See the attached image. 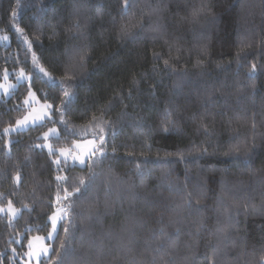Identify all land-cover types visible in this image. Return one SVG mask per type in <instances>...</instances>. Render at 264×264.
I'll return each mask as SVG.
<instances>
[{"label":"trees","instance_id":"16d2710c","mask_svg":"<svg viewBox=\"0 0 264 264\" xmlns=\"http://www.w3.org/2000/svg\"><path fill=\"white\" fill-rule=\"evenodd\" d=\"M2 34L0 76L34 78L0 96V205L20 209L0 214V264H22L57 201L40 264L65 228L63 264H264V0H0ZM29 88L56 122L7 135ZM50 126L53 148L95 132L106 155L58 165Z\"/></svg>","mask_w":264,"mask_h":264},{"label":"snow or ice","instance_id":"6c2138e0","mask_svg":"<svg viewBox=\"0 0 264 264\" xmlns=\"http://www.w3.org/2000/svg\"><path fill=\"white\" fill-rule=\"evenodd\" d=\"M19 6V5H17ZM12 16L13 18H15L16 13L15 11L12 12ZM76 27L78 28L79 25L77 24ZM19 31L21 33H23L22 29H19ZM29 47H31V44L29 43ZM83 59V58H82ZM33 62L35 64L36 62V57L35 54H33ZM165 64H167V61H165ZM253 70H255V65H253ZM39 72L43 73V75L45 77H47L49 79V81H52L53 78L45 71L44 68H39ZM34 75H29V76H25V73L23 72V70H21L19 72V74L17 75V80L18 82L23 81L24 79H33ZM61 83H63V81H61ZM74 95V93H70L68 91L64 92V97L62 99V107L55 109V112L58 113L61 117L59 123L62 125H65V127H67V122L63 119L64 113L65 111H67V104H68V100L70 98V96ZM35 94L32 93L31 91H29V99H27L25 101L26 104L31 103L32 98H34ZM53 112V107L52 105L49 104H45L42 106L41 109L39 110H33L32 113H29L28 115H26L23 119H18L16 121V126L14 128H5L4 132L5 133H9L12 131H20L23 129H26L28 127H42L44 125L45 122H56L55 120H53L52 116L49 115V113ZM255 126V125H253ZM165 131H168V129H164ZM72 134H74V132H72ZM93 136L96 137L97 133H93ZM44 137L45 138H49V137H55L57 139H59V136L57 134V129L52 128L49 129V131L47 133H44ZM87 144L89 145L88 150L86 152H82L80 155H74L73 152L71 150H65V149H60V157L62 159H58L56 161V163L59 165L62 161L67 163V161L69 160V158L73 161V163H75L76 161H79L80 165H84L86 163H88L89 161H92L94 157L98 158V156H104L106 155V153L104 152V146H105V136L104 135H99V143H96L95 140H91V141H87ZM74 148H79L80 146L75 144V142H73ZM50 154H55V151L53 150ZM58 180H66V177H57ZM81 184H84V181L81 180ZM77 192L80 191V189L76 190ZM73 195V193H67L65 194V196L63 198L58 197V199H65L67 200L69 197H71ZM9 207L11 209V202H9ZM68 208H71V205L68 206ZM12 211H15L14 209H12ZM68 216V210L65 208H60L58 209L57 214H54L52 217H50L49 219L52 221V230L48 232L46 239L50 240V241H54L56 236L58 235V224L60 222H62L65 217ZM69 223H71V221H69ZM178 231V230H177ZM69 229L65 228V238L61 241L60 244V250L58 252L57 255V259L54 262V264H63L62 258L67 250V246H68V241H69ZM39 239H45V238H39ZM29 248H32V243L29 242ZM49 247H44L41 246L39 249L35 250V251H30L29 253H27L26 255H29L30 257H35L38 260H40L41 258L43 259H47L48 255H49Z\"/></svg>","mask_w":264,"mask_h":264},{"label":"rangeland","instance_id":"374dc122","mask_svg":"<svg viewBox=\"0 0 264 264\" xmlns=\"http://www.w3.org/2000/svg\"><path fill=\"white\" fill-rule=\"evenodd\" d=\"M0 43L2 44H8L9 43V39H8V35L7 34H2L0 35ZM20 70L15 72L14 74L10 73L9 71L5 70L2 72L1 76H0V96H4V97H8L11 95L12 91H14L19 84L26 82L29 83V79H24L23 81L18 82L17 80V75L19 74ZM25 73V76H29V74H27L25 71H23ZM29 91H31L32 93H34V91L29 88V90L27 91V93L25 94L24 98H23V107L26 108V110L24 111V114H22L20 117L16 118L15 120L17 121L18 119H23L26 115H28L29 113H32L33 110H39L42 108L43 105L45 104H49L48 102H42L38 96H34V98H32L31 103L26 104L25 101L27 99H29ZM50 105V104H49ZM50 115V113H49ZM16 121L9 126H6L5 128H14L16 126ZM4 128V129H5ZM55 128V126H50L48 127V129H46V131L44 133H47L49 131V129ZM3 129V132H4ZM25 130V129H23ZM20 130V131H23ZM13 132L16 131H12L9 133H6L7 135L9 134H13ZM44 133L41 135V143L40 146L43 147L48 153H51L53 150L55 151L56 154V158L54 159V162L56 163V161L58 159H62L60 157V149H65V150H71L73 152L74 155H80L82 152H86L88 150L89 145L87 144V141H91V140H95L96 143H99V137H87V138H83L82 140H76L74 141L75 144L79 145V148H74V145L72 143V146L70 147H61L60 149H55L52 147L51 142L49 141V138H45L44 137ZM57 134H58V130H57ZM67 163L69 164H74V165H78L80 167H83L84 165H80L79 161H76L75 163H73V161L69 158V160L67 161ZM60 208H64L62 206V204L57 201L54 211L52 212V214L50 215V217H52L54 214H57L58 209ZM12 209H14L15 211H12ZM20 209L17 207H14L11 204V209L9 207V203L5 204L4 206L0 205V214L3 215H8L10 219H14L17 217V215H19ZM49 217V218H50ZM48 222H50V227L48 229V231L44 234L38 235V234H34L31 235L30 238L28 239L26 246H27V250L26 252L23 254V259L21 261L22 264H40L42 258L40 260H38L35 257H30L29 255H26L27 253H29L30 251H35L37 249H39L41 246L44 247H49L50 251H51V242L50 240L46 239L47 234L49 231L52 230V221L50 219H48ZM59 225V224H58ZM39 238H45V239H39ZM29 242L32 243V248H29ZM49 251V253H50Z\"/></svg>","mask_w":264,"mask_h":264}]
</instances>
